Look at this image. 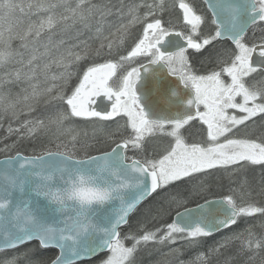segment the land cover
<instances>
[{"label":"snow or ice","instance_id":"obj_1","mask_svg":"<svg viewBox=\"0 0 264 264\" xmlns=\"http://www.w3.org/2000/svg\"><path fill=\"white\" fill-rule=\"evenodd\" d=\"M204 3L0 0V264H264V0Z\"/></svg>","mask_w":264,"mask_h":264},{"label":"rangeland","instance_id":"obj_2","mask_svg":"<svg viewBox=\"0 0 264 264\" xmlns=\"http://www.w3.org/2000/svg\"><path fill=\"white\" fill-rule=\"evenodd\" d=\"M77 81L74 79V81H73V84H75ZM7 121H5L4 122V125H3V127L2 128H0V148H2L3 147V143H11L12 142V140H15L16 139V137L15 136H12V137H10L9 139H7V140H4V137L7 135V133H6V129H7ZM22 144L23 143H25L24 144V146H26V149L28 150V151H26L28 154L29 153H31V151H32V149H33V147H35L36 145L34 144V142H31V141H23V142H21ZM20 143V144H21ZM19 144V145H20ZM29 146V147H28ZM107 148V146L106 145H104V144H102V143H99V144H96V146L93 148V149H91V153L92 154H94V153H97V149H99L100 151H102V150H104V149H106ZM3 153V152H2ZM173 214H174V212H173ZM151 227V226H150ZM235 226H233V228H231V229H227V230H225V231H238L240 228H242L243 227V224H240V225H238L237 227L238 228H234ZM127 229H125V231H126ZM223 236H225V235H223ZM222 236H220L219 238H217V239H215L214 241L213 240H207L206 241V245H212V244H214L215 243V241H217V240H219L220 238H221ZM205 250V248H200V247H193V248H190V249H188V250H186V251H184V253H183V256L181 257L182 259H185V260H188V259H195V256L199 253V252H201V251H204ZM142 256H144V257H142ZM141 259H143L144 258V260L142 261V264H152V261H153V254L151 253V252H149V251H145L142 255H141Z\"/></svg>","mask_w":264,"mask_h":264},{"label":"flooded vegetation","instance_id":"obj_3","mask_svg":"<svg viewBox=\"0 0 264 264\" xmlns=\"http://www.w3.org/2000/svg\"><path fill=\"white\" fill-rule=\"evenodd\" d=\"M188 2L191 3L199 13H204L210 18L211 14L207 12V6L205 5L204 0H188ZM201 28L204 33H208L214 30V26L211 25L210 23H206L202 25ZM192 52L193 50H189L190 55ZM192 58L195 60L196 67L199 68L200 67L199 61L196 60L195 57ZM170 79H175V78L170 77ZM104 150H107V148ZM129 155H131V153H129ZM258 173H259V169L257 168V174ZM228 184H229V179L227 175H223L222 177L218 176L210 186V190L206 193V195L208 196V198H219L220 196L224 195L227 192ZM198 202L200 203L203 201L193 200L190 203V205H194V203L196 204Z\"/></svg>","mask_w":264,"mask_h":264},{"label":"trees","instance_id":"obj_4","mask_svg":"<svg viewBox=\"0 0 264 264\" xmlns=\"http://www.w3.org/2000/svg\"><path fill=\"white\" fill-rule=\"evenodd\" d=\"M24 144L25 143H21L20 145H18V148H19V150L20 151H23V152H25V153H27L26 151H28L27 149H26V146H24ZM29 147V146H28ZM5 155V153H2V152H0V157H2V156H4ZM227 230V229H226ZM231 232H234V231H222V232H220V233H217V234H214L211 238H209L208 240H215V239H217V238H219L220 236H223V235H228V234H230ZM225 255H227V253L225 254ZM142 257H144V256H142ZM141 257V258H142ZM224 257H221V259H223ZM142 261L144 260V258L143 259H141ZM85 264H87V262H85Z\"/></svg>","mask_w":264,"mask_h":264},{"label":"water","instance_id":"obj_5","mask_svg":"<svg viewBox=\"0 0 264 264\" xmlns=\"http://www.w3.org/2000/svg\"><path fill=\"white\" fill-rule=\"evenodd\" d=\"M97 154V153H96ZM3 157H0V159H2ZM195 206V205H194ZM194 206H189V207H194Z\"/></svg>","mask_w":264,"mask_h":264},{"label":"bare ground","instance_id":"obj_6","mask_svg":"<svg viewBox=\"0 0 264 264\" xmlns=\"http://www.w3.org/2000/svg\"><path fill=\"white\" fill-rule=\"evenodd\" d=\"M200 203H202V202H200ZM194 205H195V203H194ZM235 227L238 228L237 226H235ZM235 227H234V228H235ZM236 228H235V229H236Z\"/></svg>","mask_w":264,"mask_h":264}]
</instances>
